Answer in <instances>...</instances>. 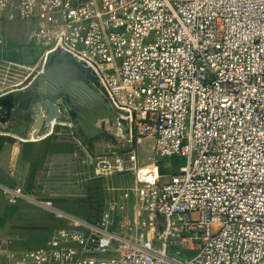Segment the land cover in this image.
<instances>
[{"label":"built area","instance_id":"1","mask_svg":"<svg viewBox=\"0 0 264 264\" xmlns=\"http://www.w3.org/2000/svg\"><path fill=\"white\" fill-rule=\"evenodd\" d=\"M2 22L33 25L35 73L69 57L127 114L129 146L96 169L133 182L97 222L3 189L67 227L42 248L0 247V264H264V0H0ZM145 141L182 165L143 173Z\"/></svg>","mask_w":264,"mask_h":264},{"label":"crops","instance_id":"2","mask_svg":"<svg viewBox=\"0 0 264 264\" xmlns=\"http://www.w3.org/2000/svg\"><path fill=\"white\" fill-rule=\"evenodd\" d=\"M33 33L34 27L31 23H0V247L15 250L45 247L50 234L67 227V221L29 202L18 201L10 205L7 203L3 189L21 187L37 199L50 200L52 203L66 201L67 206H71L69 209L72 210L74 204L89 203L88 198L64 197L67 195L63 194L67 193L62 191L60 193L65 187L64 179L75 174L76 165L81 169V176H84L82 181L88 179L90 181L88 185L98 188V185H93L96 182L104 195L105 179L117 176L119 185L124 189L130 188L133 182V176L130 174L101 177L96 169L98 163L93 165L86 154H75L71 142H59L53 139L51 134L38 135V130L35 132L41 120L47 119V125L51 130L56 124L59 114L50 119L49 111L43 106L46 103L44 100L49 96L48 93H51L50 102L59 106L60 113L63 111L61 109L63 106L60 105L62 97L52 92L54 87L60 91L61 86L62 88L76 86L77 80L72 74L65 73L74 66L66 60L61 61L56 58L53 60L55 66L66 75L57 76L58 78L49 76L53 77L57 85L52 86V89L46 86L44 65L38 73L34 70L40 52L34 45ZM18 66L26 67L27 72L15 76L14 68H19ZM120 148L116 147L120 151L125 147ZM118 150L114 151L113 148L112 161ZM82 153L85 151L83 150ZM102 161L106 160H99ZM31 171L38 174V177L29 189L28 179ZM92 174L96 176L92 177ZM91 180L95 181L91 182ZM38 186H45L47 191H42L44 194L36 193L35 189ZM121 187L116 189L120 194L124 190ZM103 200L105 201L104 197ZM104 203L106 206V201ZM53 207L67 215H72L70 211L63 210L64 208H60L59 205L54 204ZM125 207L126 212L123 215L127 217L128 211L130 215L132 214L134 207L132 201L125 202ZM178 247L186 256L189 255L187 246Z\"/></svg>","mask_w":264,"mask_h":264},{"label":"rangeland","instance_id":"3","mask_svg":"<svg viewBox=\"0 0 264 264\" xmlns=\"http://www.w3.org/2000/svg\"><path fill=\"white\" fill-rule=\"evenodd\" d=\"M31 30H33V28ZM35 47L38 49V52H40L39 47ZM49 65L50 66L44 71V77L47 79L45 83L48 88L52 89V86L57 85L53 77L61 75L64 77L63 74L65 73L72 74L75 76L74 79L77 80L76 86L68 88L67 86L63 88L61 86L60 91H57L54 87V91H52L61 95L60 105L63 104L61 108L63 111L60 112L57 117L56 124L51 130V137L59 142H71L75 154L88 155L93 165H96L99 160L103 159L112 163L113 148L114 151H117L121 149L120 147L122 146L125 147L124 149L129 146L125 141V130L129 125V120L115 113L106 102L103 95L99 92L98 88L89 80L85 79L84 75H81L76 69L73 68L69 72L67 70L65 73L63 71L62 74V71L55 66V61ZM14 72L15 76H17L23 73L25 74L27 70L14 68ZM49 76L53 77L51 78ZM50 94L49 92V97H51ZM48 132H50V129ZM116 147L118 149H116ZM83 150L85 153H82ZM135 152L140 167H149L156 165L158 161L160 162V160H155L153 158L151 145L148 141L136 147ZM83 161L84 160H82V162ZM170 163L171 164L165 160L163 162V167H159L158 173L160 176L176 172L177 168L182 165V160L174 159V161L171 160ZM74 173L75 174L71 177L68 176L64 179L65 187L60 190V193L66 192L67 194L63 195L70 196L87 195L90 181L88 179L82 181L84 180V176H81V169L78 168L77 165ZM92 175V177L96 176L94 174ZM86 176L88 177V175ZM118 179L117 176L108 178V180L105 179L106 190L104 191L105 195L103 194V197L106 201V206L104 207L108 208L109 206H113L115 202H120L121 194L116 191V189L121 187L118 183ZM92 181L95 180H91V182ZM121 188L124 189V187ZM42 191H47L45 186H38L35 189L36 193H43ZM105 258L106 257L101 256L97 257V259Z\"/></svg>","mask_w":264,"mask_h":264},{"label":"trees","instance_id":"4","mask_svg":"<svg viewBox=\"0 0 264 264\" xmlns=\"http://www.w3.org/2000/svg\"><path fill=\"white\" fill-rule=\"evenodd\" d=\"M166 159H161L160 162H157V166L158 168L163 167V162ZM174 161V159H173ZM38 174H35L34 172H30V176L28 179V183H29V189H31L33 182L35 181V179H37ZM95 184L98 185V188H92L93 186L90 184L88 185V194L87 195H67L64 197H78V198H88L89 203L86 205H80V204H74L72 207V210L69 209V207L71 206H67L68 203L66 201H55L53 203V205L55 204L56 206L59 205L60 208H64L63 210L65 211H70L72 215L79 217L82 220H86L88 222H97L100 220L103 211H104V200H103V193L101 191V188L99 184H97L96 182L93 183V185ZM12 249V248H11Z\"/></svg>","mask_w":264,"mask_h":264},{"label":"water","instance_id":"5","mask_svg":"<svg viewBox=\"0 0 264 264\" xmlns=\"http://www.w3.org/2000/svg\"><path fill=\"white\" fill-rule=\"evenodd\" d=\"M59 59L61 61L63 60H66L67 63L71 64L74 66V68L81 74V75H84V78L89 80L92 84H94L99 92L103 95V97L105 98L106 102L109 104V106L111 107V109L117 113L118 115H121L123 117H127V114L123 111H120L118 109H116L112 103L110 102V100L108 99V95L105 91L104 88H102L100 85H99V82L98 80L96 79V77H94L93 75H91V73L89 72V70H87L86 68H84L83 66H81L80 64H78L75 60L69 58V57H66V56H62V55H59L58 53H51L49 55H47L46 57V61H45V64H44V67L43 69L46 70L47 67H49L51 63H53V60L54 59ZM58 61V60H57ZM47 100L45 99L44 101H46V103H44V107L46 108L47 111H49V118L50 119H53L54 118V115H58L59 114V106L55 105V104H52L50 101L52 100H49V96L46 97ZM5 105V103H3ZM48 118V119H49ZM47 119H45L44 121H40L38 125H40L38 127V135H44V128L47 124Z\"/></svg>","mask_w":264,"mask_h":264},{"label":"bare ground","instance_id":"6","mask_svg":"<svg viewBox=\"0 0 264 264\" xmlns=\"http://www.w3.org/2000/svg\"><path fill=\"white\" fill-rule=\"evenodd\" d=\"M37 130H38V128L36 129L35 132H37ZM153 171H155V168L152 167V166L143 168V173H145V174H147V173H153Z\"/></svg>","mask_w":264,"mask_h":264},{"label":"flooded vegetation","instance_id":"7","mask_svg":"<svg viewBox=\"0 0 264 264\" xmlns=\"http://www.w3.org/2000/svg\"><path fill=\"white\" fill-rule=\"evenodd\" d=\"M62 105H63V104H62ZM62 105H61V106H62Z\"/></svg>","mask_w":264,"mask_h":264}]
</instances>
